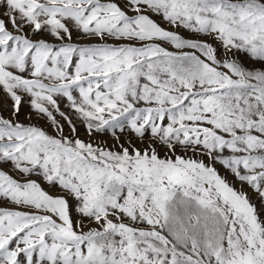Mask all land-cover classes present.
<instances>
[{
    "label": "snow or ice",
    "instance_id": "1",
    "mask_svg": "<svg viewBox=\"0 0 264 264\" xmlns=\"http://www.w3.org/2000/svg\"><path fill=\"white\" fill-rule=\"evenodd\" d=\"M0 264H264V0H0Z\"/></svg>",
    "mask_w": 264,
    "mask_h": 264
}]
</instances>
